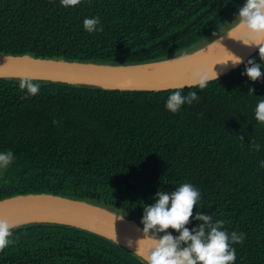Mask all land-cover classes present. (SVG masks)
I'll list each match as a JSON object with an SVG mask.
<instances>
[{"label":"trees","instance_id":"trees-1","mask_svg":"<svg viewBox=\"0 0 264 264\" xmlns=\"http://www.w3.org/2000/svg\"><path fill=\"white\" fill-rule=\"evenodd\" d=\"M246 0H0V54L105 64H135L192 52L216 39L238 18ZM100 17L89 33L85 18ZM259 50L203 89L120 91L0 78V200L47 193L89 201L141 223L158 191L189 183L201 193V212L246 234L235 264H264V124L255 118L264 76L245 75ZM198 101L172 113L174 91ZM24 97H27L26 99ZM260 146L252 148L251 142ZM174 236L179 233L169 229ZM162 235V234H161ZM0 264H146L117 243L83 229L32 223L13 229Z\"/></svg>","mask_w":264,"mask_h":264},{"label":"water","instance_id":"water-1","mask_svg":"<svg viewBox=\"0 0 264 264\" xmlns=\"http://www.w3.org/2000/svg\"><path fill=\"white\" fill-rule=\"evenodd\" d=\"M243 41L252 43L253 37L244 31L227 47L207 58H198L197 53L212 41L180 56L119 65L41 58L31 54H0V78H31L32 81L120 91L181 89L178 86L190 84L191 73L203 66H214L213 70L218 74V79L244 64L259 50V46L245 45ZM184 55L192 58L190 64L180 66L172 63L173 59ZM231 55L239 57L243 62L234 66L230 61ZM186 87L190 86L185 85L184 88ZM0 219H5L16 227L32 223H56L83 229L117 243L145 261L136 252V242L144 238L143 226L139 221L89 201L47 193L14 195L0 200ZM129 240L133 241L132 247H128Z\"/></svg>","mask_w":264,"mask_h":264},{"label":"clouds","instance_id":"clouds-1","mask_svg":"<svg viewBox=\"0 0 264 264\" xmlns=\"http://www.w3.org/2000/svg\"><path fill=\"white\" fill-rule=\"evenodd\" d=\"M81 0H61L64 7H75ZM87 32L103 31L100 25V17L85 18L83 21ZM237 29H243L253 37L252 43L259 46L261 60H264V0H246L239 9V15L234 23ZM233 65H239L243 61L239 57L231 55ZM192 58L188 55L173 59L172 63L180 66L190 64ZM229 61V60H228ZM227 61V62H228ZM224 62V63H227ZM211 68L203 66L191 73L190 87L203 89L210 80L217 79V73ZM245 75L252 81H258L264 76L262 65L254 60H249L245 66ZM185 85H179L184 88ZM21 91L26 90L30 96H36L40 92L39 84L33 83L31 78H22L19 84ZM25 99L27 97H24ZM197 92L190 91L185 96L177 90L167 98L166 108L172 112H178L185 104L198 101ZM255 118L264 124V99L258 101ZM256 151L260 146L251 142L250 145ZM14 154L11 150L0 152V168H7L13 161ZM264 167V162H261ZM201 198L200 191L189 183L180 185L175 191H158L154 205L144 207L143 224L144 238L136 242L137 253L146 261V264H235L236 250L232 245L240 244L246 238V234L225 230V221H213L208 214L197 212L195 220L201 222L198 227L189 230L186 227L192 220L194 208ZM16 226L5 219H0V251L10 244V237ZM169 229L179 233L174 237ZM162 234V235H161ZM133 246V241H128V247Z\"/></svg>","mask_w":264,"mask_h":264},{"label":"bare ground","instance_id":"bare-ground-1","mask_svg":"<svg viewBox=\"0 0 264 264\" xmlns=\"http://www.w3.org/2000/svg\"><path fill=\"white\" fill-rule=\"evenodd\" d=\"M245 30L237 29L233 24L229 29L224 31L220 36L214 39L208 46L197 53L198 58H207L221 51L239 37Z\"/></svg>","mask_w":264,"mask_h":264},{"label":"rangeland","instance_id":"rangeland-1","mask_svg":"<svg viewBox=\"0 0 264 264\" xmlns=\"http://www.w3.org/2000/svg\"><path fill=\"white\" fill-rule=\"evenodd\" d=\"M236 20H237V19H236ZM236 20H235V21H236Z\"/></svg>","mask_w":264,"mask_h":264}]
</instances>
